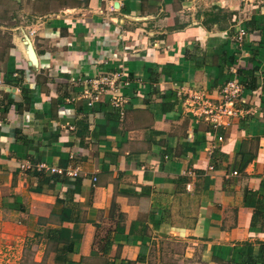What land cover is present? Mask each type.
<instances>
[{"label":"crops","instance_id":"obj_1","mask_svg":"<svg viewBox=\"0 0 264 264\" xmlns=\"http://www.w3.org/2000/svg\"><path fill=\"white\" fill-rule=\"evenodd\" d=\"M217 8L228 13L222 27ZM232 68L240 113L213 126L186 100L195 90L220 101ZM116 72L121 106L109 89L88 105V80ZM1 78L0 261L18 264L30 248L55 264L49 228L77 242L69 256L78 264H149L173 241L202 245L210 264L258 254L264 0H0ZM41 162L79 174L40 172Z\"/></svg>","mask_w":264,"mask_h":264},{"label":"built area","instance_id":"obj_2","mask_svg":"<svg viewBox=\"0 0 264 264\" xmlns=\"http://www.w3.org/2000/svg\"><path fill=\"white\" fill-rule=\"evenodd\" d=\"M246 28L242 22H239L236 27V40L241 43L246 35ZM230 78L225 82L221 90V99L218 102H213L208 99L204 94L198 91L190 90L188 99L186 100L187 107L190 112L197 116H202L206 121L210 122L213 126H220L223 122L231 117L237 116L240 110L237 107L238 98L243 90L242 84L237 76V70L231 69ZM121 73H111L101 75L100 77H92L88 80V86L84 90V94L89 99L88 105L93 106L100 98V94L106 89H109L114 93V104L119 107L124 102L121 96H117L115 93L118 91V80ZM18 76V74H15ZM4 79H0V130L3 128L4 115L7 111L9 101L5 99L6 88L4 86ZM17 89V86L15 87ZM221 140L222 137L220 136ZM22 167L29 169L32 166L30 164H22ZM35 168L42 172L46 171L51 174L67 175L71 177H77L79 172L77 169L64 168L58 166H51L44 162L38 163ZM191 173V172H190ZM192 174V173H191ZM234 174H237L235 171ZM95 178L94 180H96Z\"/></svg>","mask_w":264,"mask_h":264},{"label":"trees","instance_id":"obj_3","mask_svg":"<svg viewBox=\"0 0 264 264\" xmlns=\"http://www.w3.org/2000/svg\"><path fill=\"white\" fill-rule=\"evenodd\" d=\"M216 8H214L215 10ZM218 11L216 12H210L211 18L214 19V22H218L220 24L222 21H220L221 18H223L225 21L227 20V14L222 15V17L219 16L223 12L222 9L217 8ZM227 24V23H226ZM222 27V26H221ZM254 196V195H253ZM258 201L257 204L255 203V212L252 218V226L256 225L257 219H260V217L264 218V202ZM58 215L57 217L62 221V214H54ZM45 219V218H44ZM114 230L109 229L106 232V235L104 236V242L102 245L98 246V249L102 251L104 254H108L112 248V236H113ZM45 237L48 239V242L55 244L54 247L56 251L54 252V260L53 262L55 264H78V262L73 261L69 255L75 252V245L76 241L74 239L66 238L64 236V230L62 228H49L45 232ZM260 249L257 255H253L249 253L247 255V258L245 261L241 262H230L231 264H264V242H260ZM97 247V246H96ZM96 253L95 248L92 250V254ZM136 261H130L127 263H121V264H134ZM101 264H114V262L109 263V261H105Z\"/></svg>","mask_w":264,"mask_h":264},{"label":"rangeland","instance_id":"obj_4","mask_svg":"<svg viewBox=\"0 0 264 264\" xmlns=\"http://www.w3.org/2000/svg\"><path fill=\"white\" fill-rule=\"evenodd\" d=\"M188 247H191V249H189ZM48 248L50 253L52 250H54V246L52 245H50ZM159 251L161 252L160 256L158 255ZM159 251L157 247L153 249L149 264H210L207 263L208 261L203 258L204 250L202 248V245L189 246L188 243L183 244L173 241L169 244L161 245ZM36 258L39 259V257L36 256L34 249L29 248L24 251L22 258L20 259V261H18V264H47L48 262H45L43 260L40 263L37 262ZM95 262L96 264H98L102 263L103 261L99 262L98 260H95L94 263ZM0 263L8 264L5 263V259L4 261H0Z\"/></svg>","mask_w":264,"mask_h":264},{"label":"water","instance_id":"obj_5","mask_svg":"<svg viewBox=\"0 0 264 264\" xmlns=\"http://www.w3.org/2000/svg\"><path fill=\"white\" fill-rule=\"evenodd\" d=\"M25 43L27 44V47H28V54H29V57H30L31 64H37V57H36L35 51L33 49L32 42L28 38L25 41Z\"/></svg>","mask_w":264,"mask_h":264}]
</instances>
